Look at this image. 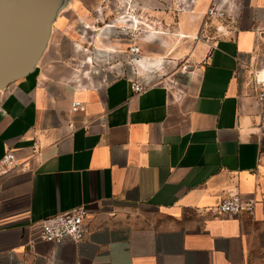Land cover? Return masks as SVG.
<instances>
[{
    "label": "crops",
    "instance_id": "crops-1",
    "mask_svg": "<svg viewBox=\"0 0 264 264\" xmlns=\"http://www.w3.org/2000/svg\"><path fill=\"white\" fill-rule=\"evenodd\" d=\"M260 61L264 0H67L35 71L0 90V160L30 166L0 185V264H264ZM233 194L254 212H208ZM81 206L83 242L33 241Z\"/></svg>",
    "mask_w": 264,
    "mask_h": 264
},
{
    "label": "built area",
    "instance_id": "built-area-1",
    "mask_svg": "<svg viewBox=\"0 0 264 264\" xmlns=\"http://www.w3.org/2000/svg\"><path fill=\"white\" fill-rule=\"evenodd\" d=\"M224 13L219 10L216 5L208 11V17H223ZM126 19V23L128 22ZM119 32L127 36L132 43L128 48L130 53V62H134L137 56L141 54V48L136 41L143 34L141 28L137 24L131 28L127 25H122ZM124 73V71H123ZM253 84L256 91V100L258 104L257 111V129L261 139H264V64L258 62L257 68L253 71ZM132 89L134 93L141 94L147 90V86L135 81ZM85 105L82 102L75 101L72 104V113H84ZM69 129L74 130V124H69ZM40 153V146L35 142L33 146V155ZM30 171V166L26 162L17 160L12 150H8L0 160V185L3 178L16 174L27 173ZM255 202L244 198L241 194H233L225 198L218 206L208 210L214 217L241 216L252 214L254 212ZM89 217V210L85 206L72 209L68 212L61 213L45 220L32 227L34 242H47L50 244H65L67 242L81 243L85 240L88 234L86 221Z\"/></svg>",
    "mask_w": 264,
    "mask_h": 264
},
{
    "label": "water",
    "instance_id": "water-1",
    "mask_svg": "<svg viewBox=\"0 0 264 264\" xmlns=\"http://www.w3.org/2000/svg\"><path fill=\"white\" fill-rule=\"evenodd\" d=\"M67 0H0V90L31 75Z\"/></svg>",
    "mask_w": 264,
    "mask_h": 264
},
{
    "label": "bare ground",
    "instance_id": "bare-ground-1",
    "mask_svg": "<svg viewBox=\"0 0 264 264\" xmlns=\"http://www.w3.org/2000/svg\"><path fill=\"white\" fill-rule=\"evenodd\" d=\"M133 24H134V26H135V24H137V22L135 23V22H132Z\"/></svg>",
    "mask_w": 264,
    "mask_h": 264
}]
</instances>
